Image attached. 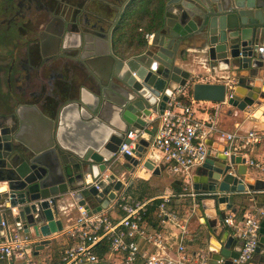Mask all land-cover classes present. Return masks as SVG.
<instances>
[{
    "label": "water",
    "instance_id": "obj_1",
    "mask_svg": "<svg viewBox=\"0 0 264 264\" xmlns=\"http://www.w3.org/2000/svg\"><path fill=\"white\" fill-rule=\"evenodd\" d=\"M113 28L73 34L67 39L58 33L51 38L56 41L53 60L69 58L82 63L92 87L80 90L78 100L62 107L58 120L45 116L35 104L22 106L35 110L37 123L45 128L43 145L33 147L25 142L17 111L21 105L14 108V103L29 101L38 93L14 95L11 101L1 103L0 188H5L0 192L1 243L5 235L10 238V230L22 233L38 240V254L64 229L62 220L55 217L59 214L58 199L66 197L97 213L109 206L139 166L140 178L162 174L160 157L148 153L147 148L157 131L155 117L193 78L190 71L176 64L186 49L202 53L210 72L222 75L217 83L190 85L195 102L225 106L230 116L252 114L264 107V0H168L162 26L143 52L132 57L121 50ZM68 109L98 137L77 148L67 146L61 120ZM258 114L259 110L253 118ZM142 130L137 157L124 156L121 167L125 175L121 179L108 166L126 135ZM210 138L206 142L208 159L192 172V185L199 194L194 203L216 213L205 214L209 235L216 242L208 249V264H234L242 242L226 230L225 212L237 214L244 195L264 191V182L247 176L251 167L242 153L226 155L228 140L216 146ZM88 177L96 184L85 189ZM50 197H57L53 200L55 213L47 201ZM96 204L99 206L94 208ZM15 207L17 216L10 212ZM255 256L259 257L257 264H264V219Z\"/></svg>",
    "mask_w": 264,
    "mask_h": 264
},
{
    "label": "built area",
    "instance_id": "obj_2",
    "mask_svg": "<svg viewBox=\"0 0 264 264\" xmlns=\"http://www.w3.org/2000/svg\"><path fill=\"white\" fill-rule=\"evenodd\" d=\"M154 34H147L150 44ZM184 90V89H183ZM176 92L170 98L164 112L155 117L157 131L149 143L148 153L160 155L164 169L184 184L180 194L165 195L158 204V219L162 228L150 231L147 221L150 207L154 199H130L127 191L133 178L116 192L114 200L101 212L93 213L84 207H78V215L73 222L63 229L70 244L63 248L59 258L50 264H102V259L95 252L96 247L106 242L112 255L118 257L113 264H208L206 255L193 256L188 252L189 218L181 216L171 208L176 199L195 202L198 192L193 188L192 172L209 157L207 140L212 134H221L230 143L226 155L250 151L264 139V132L250 130L244 134L224 133L218 128L215 118L199 119L190 92ZM183 91V92H182ZM190 99V102L185 101ZM144 130L130 131L118 152L115 160L109 164L112 168L116 161L123 160L125 155L137 157V146ZM251 168H261L259 162L248 160ZM141 166L137 169L140 172ZM107 174V173H106ZM135 177V176H134ZM96 184L91 177L85 181V189ZM47 201L55 213L54 199ZM77 204V203H76ZM110 210H117L122 215L116 219ZM13 216L18 215V207L11 208ZM57 215V214H56ZM58 218V216H56ZM264 219V205L253 207L238 219L235 215L226 217L225 224L231 228L235 236L242 242L239 258L234 264H249L256 254L260 240V228ZM4 226V223L2 224ZM5 242H0V258L20 261L23 264H41L33 259V251L38 240H33L22 233L11 231ZM146 243V246H143Z\"/></svg>",
    "mask_w": 264,
    "mask_h": 264
},
{
    "label": "crops",
    "instance_id": "obj_3",
    "mask_svg": "<svg viewBox=\"0 0 264 264\" xmlns=\"http://www.w3.org/2000/svg\"><path fill=\"white\" fill-rule=\"evenodd\" d=\"M164 16V14H163ZM27 23L28 21H23ZM45 22L39 25H35L32 30H20L18 32L19 44L12 49L8 46L0 49V91L3 97L0 98L1 103L3 101L10 100V92L14 95H23L26 92L38 93L37 97L31 98L29 101H22L20 103H14V108L19 104L21 107H17L18 116L23 122L21 128V136L29 145L37 147L43 145L46 130L42 125L37 123V115L35 110L31 108L22 107L24 104H35L43 112L45 116L52 119L59 118L58 113L62 107L66 106L67 103L78 100L79 94L74 92L82 90L87 91V88L92 87L91 83L87 79V72L85 71L82 63L79 64L75 59L64 58L65 64L70 65L68 68L65 64H60V62L52 61V56L55 54L54 48H46V43L48 39L55 37L54 32L51 31L47 26L44 28ZM38 33H41L42 43L40 48L34 46L32 49L28 45V41L37 38ZM66 36H64L65 38ZM67 39V37H66ZM120 41V40H119ZM120 43V48L124 53L129 52V49L125 44ZM75 54V53H74ZM134 55H129L132 57ZM202 53L194 50H185L178 55L176 64L179 65L184 70H188L192 73L193 78L191 79L190 85L196 83H217L220 78V74H212L207 66L203 63ZM13 60V64H11ZM31 60V62L29 61ZM82 61V59H81ZM78 65L79 71L82 72L83 76L76 71L75 65ZM66 67H65V66ZM62 75L64 80L57 81L58 84L64 86L62 89H67L66 93L60 91L56 93L58 85L55 86L53 82L55 81L54 74ZM72 75L74 80L72 81ZM62 79V78H61ZM185 88L184 92H190L189 86ZM260 86V84H256ZM182 91V92H183ZM191 94V93H190ZM13 95V96H14ZM34 95V94H33ZM36 96V95H35ZM58 96V98L56 97ZM11 101V100H10ZM185 101L190 102V99L185 98ZM19 105V106H20ZM264 106V105H263ZM196 111V116L199 119L207 120L209 118H215L219 130L224 133H239L244 134L250 130H256L264 132V107L255 110L252 114L237 112L235 115L230 116L228 114L229 109L225 106L219 104H214L210 102H196L193 104ZM1 109H4L3 106ZM259 110V114L256 118H253L254 114ZM61 123V135L63 137V142L67 146L76 147L85 145L90 139H96L98 137L97 133L92 132L88 127H85L80 119H78L76 113L72 109H68L64 112ZM45 125V124H43ZM210 140L216 146L218 143L226 142L227 138L223 137L221 134H212ZM156 153V152H155ZM159 157L160 155L156 153ZM247 155L246 159L259 162L261 168H251V171L247 173V176L253 180H261L264 182V139L261 143L256 144L252 150L245 151ZM123 160H119L111 168V171L118 173V177L122 179L125 175L122 171ZM161 167L162 174L160 176H151L147 179L140 178L139 174L141 172L135 171V173L129 178H133V181L128 187V197L130 199H154L155 202H160V198L165 195L175 194L178 195L182 192L184 184L179 178L169 174L163 167L161 157L158 162ZM108 174V173H107ZM127 176V175H126ZM135 176V177H134ZM124 181L125 183L128 181ZM1 192V191H0ZM58 217L62 220L64 229L69 226L75 217L78 215L77 204L73 201L63 197L58 199ZM207 204L212 205V202H207ZM239 209L237 214H233L231 211H226V217L230 215H235L238 219L246 212V210L253 207H262L264 205V191L262 192H247L244 195L243 200L238 203ZM99 205L96 204L94 208ZM212 207V206H211ZM171 208L177 211L181 216L189 218L188 224V238H187V248L188 252L193 256L200 257L201 255L208 256V249L210 246L216 242L213 235H209L208 225L205 222V214H211V216H216L215 211L212 209L203 210L202 207L196 206V203L190 200L176 199L171 204ZM111 215L118 219L122 214L117 210H110ZM155 211V210H154ZM152 211L151 216L147 219L149 225V230L156 231L162 228L158 219V209L154 212ZM151 222L156 223V226L152 225ZM225 224V220H224ZM226 226V230L229 231L230 236L237 237L229 226ZM211 236V237H208ZM51 243L49 246L45 247L43 250L35 254V249L33 251V259L41 264H50L55 262L59 258V254L63 248L70 244V240L67 236L60 232L57 235L51 237ZM40 240V239H39ZM241 241V240H240ZM143 246H146L144 243ZM240 247H238L239 249ZM103 252V250H105ZM97 256L102 259V264H113L118 262V257L111 254L106 242H102L96 247L95 250ZM258 256H255L254 260L250 264L258 263ZM0 264H23L20 261L9 260L0 258Z\"/></svg>",
    "mask_w": 264,
    "mask_h": 264
},
{
    "label": "flooded vegetation",
    "instance_id": "obj_4",
    "mask_svg": "<svg viewBox=\"0 0 264 264\" xmlns=\"http://www.w3.org/2000/svg\"><path fill=\"white\" fill-rule=\"evenodd\" d=\"M132 3L133 0L130 2L129 0H0V49L3 47L1 40L5 35L9 40H14L8 46L9 48L14 49L17 46L15 42L19 41L17 35L20 30L13 29L23 21H28L30 25L35 22V25L39 27L42 26L40 25L42 22H45L44 28L47 26L54 34L60 33L63 37L86 32L94 34L101 29L108 32L116 23L113 31L117 33L119 26L128 20L129 7ZM41 43V33H38L37 38L28 41L31 49L34 46L40 48ZM55 43V40L48 39L46 48H51ZM52 61L55 62L53 58ZM56 61L65 64L63 59L57 58ZM65 65L68 68L71 67L68 64ZM75 69L83 76L77 64ZM53 79H55V84L59 80L60 82L64 80L62 75L56 73ZM71 79L74 80L73 75ZM66 90L65 88L60 91L66 93ZM12 92H10L11 97L14 95ZM74 92L79 94L78 90ZM2 97L3 94L0 91V98ZM1 108L0 100V112Z\"/></svg>",
    "mask_w": 264,
    "mask_h": 264
},
{
    "label": "trees",
    "instance_id": "obj_5",
    "mask_svg": "<svg viewBox=\"0 0 264 264\" xmlns=\"http://www.w3.org/2000/svg\"><path fill=\"white\" fill-rule=\"evenodd\" d=\"M168 0H133L129 7L128 20L123 22L117 30V36L121 43L129 49V55H137L146 48L147 34L157 32L163 23L164 8ZM160 202H154L150 207L148 217L152 211H156ZM154 211V212H155ZM156 226V223L151 222ZM103 250V252H105Z\"/></svg>",
    "mask_w": 264,
    "mask_h": 264
},
{
    "label": "rangeland",
    "instance_id": "obj_6",
    "mask_svg": "<svg viewBox=\"0 0 264 264\" xmlns=\"http://www.w3.org/2000/svg\"><path fill=\"white\" fill-rule=\"evenodd\" d=\"M35 24H36L35 22L32 25H30L29 23L21 22V23H19L17 25L16 28H14V29L12 28V29L15 30V31H17V30H26V31H29V30H32L35 27ZM17 37H18V35H17ZM13 42H14V40H9V38H8L7 35H5L4 38H2V40H1V44H2L3 47L4 46H9L10 43H13ZM17 44H19V41L15 42V45H17ZM72 81H73V79H72ZM54 85H58V88L55 90L56 93H59L60 90L64 87V86H61V83L58 84L57 82H56V84L54 82Z\"/></svg>",
    "mask_w": 264,
    "mask_h": 264
},
{
    "label": "bare ground",
    "instance_id": "obj_7",
    "mask_svg": "<svg viewBox=\"0 0 264 264\" xmlns=\"http://www.w3.org/2000/svg\"><path fill=\"white\" fill-rule=\"evenodd\" d=\"M3 190H5V188H0V191H3Z\"/></svg>",
    "mask_w": 264,
    "mask_h": 264
}]
</instances>
